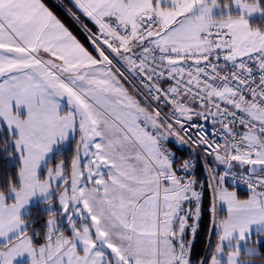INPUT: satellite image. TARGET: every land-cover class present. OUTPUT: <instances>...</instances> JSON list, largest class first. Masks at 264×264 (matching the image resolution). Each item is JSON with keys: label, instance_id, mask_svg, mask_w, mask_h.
<instances>
[{"label": "snow or ice", "instance_id": "snow-or-ice-1", "mask_svg": "<svg viewBox=\"0 0 264 264\" xmlns=\"http://www.w3.org/2000/svg\"><path fill=\"white\" fill-rule=\"evenodd\" d=\"M71 2L0 0V264L264 262V0Z\"/></svg>", "mask_w": 264, "mask_h": 264}, {"label": "trees", "instance_id": "trees-1", "mask_svg": "<svg viewBox=\"0 0 264 264\" xmlns=\"http://www.w3.org/2000/svg\"><path fill=\"white\" fill-rule=\"evenodd\" d=\"M45 2L48 4V6L56 13L65 23L66 25L78 36L79 39H81L82 42H84L87 45V40L85 39V33L83 32V29L81 25L73 20L71 16L68 14L66 9H72L73 11H76V9L73 7V4L71 0H45ZM81 20L84 21V23H89L86 18L81 16ZM258 22V21H257ZM89 27H91V24H89ZM170 147H174L173 143L169 144ZM177 155L181 157V159H189L193 156L198 157V163H196L195 173L197 179L205 183V194L203 198V206L204 208L207 207L210 199L211 190L207 187V173L204 171L205 165L203 162V159L199 157L198 154L194 153L190 147L187 145L186 147L183 146L179 149L177 152ZM212 161V160H211ZM210 161V162H211ZM219 168V167H218ZM220 169V168H219ZM4 167H3V161L0 160V177L4 175ZM241 196H247L248 192L240 191L238 192ZM33 214L35 216L43 218V211L42 207L40 205H37L33 208ZM192 223L193 219L191 218ZM208 215L205 213L200 221L199 228L197 231V234L195 236V243L193 246V260L199 259L201 256L204 255L205 250V243H206V237L208 235Z\"/></svg>", "mask_w": 264, "mask_h": 264}, {"label": "built area", "instance_id": "built-area-1", "mask_svg": "<svg viewBox=\"0 0 264 264\" xmlns=\"http://www.w3.org/2000/svg\"><path fill=\"white\" fill-rule=\"evenodd\" d=\"M129 79H133L129 74ZM163 107V105H161ZM167 110V109H165ZM196 119L202 128H204L207 133L209 134V139H214L217 142H223L222 139V133L220 135H217L216 133L220 131V126L218 124H214L211 120V118H209L207 121H204L203 119L200 118H194ZM194 134V133H193ZM189 146L197 153H200L201 155H205L204 150H203V146H199L197 147L196 145H191L189 144ZM231 183V182H230ZM235 190L238 191H249L248 187L242 182V181H238L235 185Z\"/></svg>", "mask_w": 264, "mask_h": 264}, {"label": "rangeland", "instance_id": "rangeland-1", "mask_svg": "<svg viewBox=\"0 0 264 264\" xmlns=\"http://www.w3.org/2000/svg\"><path fill=\"white\" fill-rule=\"evenodd\" d=\"M117 67H120L118 64H117ZM126 75V74H125ZM130 90H131V87H130ZM133 94L135 95V93L133 92ZM187 145H185V147H186ZM170 147V146H169ZM201 158V157H200ZM189 159H191V160H193L195 163H198L197 161H198V157L197 156H193L192 158H189ZM204 162V161H203ZM204 194H205V192H204ZM237 194L241 197V198H245L246 196H241L238 192H237ZM195 207V205L194 204H191V205H186V207ZM189 224L191 225L192 224V220H191V218L189 219ZM256 264H264V262H262V261H260V260H256Z\"/></svg>", "mask_w": 264, "mask_h": 264}, {"label": "crops", "instance_id": "crops-1", "mask_svg": "<svg viewBox=\"0 0 264 264\" xmlns=\"http://www.w3.org/2000/svg\"><path fill=\"white\" fill-rule=\"evenodd\" d=\"M219 166H221V165H219ZM217 167H218V165H217Z\"/></svg>", "mask_w": 264, "mask_h": 264}]
</instances>
